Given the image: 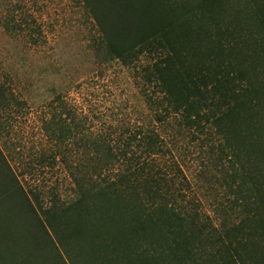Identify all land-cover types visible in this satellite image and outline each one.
Instances as JSON below:
<instances>
[{
  "label": "trees",
  "instance_id": "1",
  "mask_svg": "<svg viewBox=\"0 0 264 264\" xmlns=\"http://www.w3.org/2000/svg\"><path fill=\"white\" fill-rule=\"evenodd\" d=\"M79 1L90 49L135 69L150 121L113 136L61 92L41 104L40 160L61 162L75 198L53 203L66 227L54 238L0 144V264H264V0ZM32 6L18 0L0 21L40 47L44 19ZM6 91L0 130L6 108L32 106ZM184 131L223 171L231 196L213 209L219 222L173 147Z\"/></svg>",
  "mask_w": 264,
  "mask_h": 264
},
{
  "label": "rangeland",
  "instance_id": "2",
  "mask_svg": "<svg viewBox=\"0 0 264 264\" xmlns=\"http://www.w3.org/2000/svg\"><path fill=\"white\" fill-rule=\"evenodd\" d=\"M17 1L0 0V14ZM32 8L43 14L47 41L40 47L29 46L22 36L8 34L0 21V84L6 93L13 91L19 100L32 102L29 110L24 103L15 102L6 108L0 144L24 188L30 195L36 192L40 196L36 212L55 238L63 219L59 213L51 214L53 203L66 206L75 192L61 162L40 160L44 147L49 154L40 128L41 104L61 92L78 114L82 110L93 126L113 136H120L136 120L149 122L150 117L135 69L117 59L96 56L90 49L94 29L79 0H33ZM164 130L173 132L171 126ZM174 140L173 147L193 178L198 198L214 216V222H219L221 217L214 215L213 209L229 203L231 196L224 185L223 171L209 157L201 140L186 131L177 133ZM78 245L72 244L77 253ZM60 251L68 260L66 252ZM80 254L76 259L86 262L88 255Z\"/></svg>",
  "mask_w": 264,
  "mask_h": 264
}]
</instances>
